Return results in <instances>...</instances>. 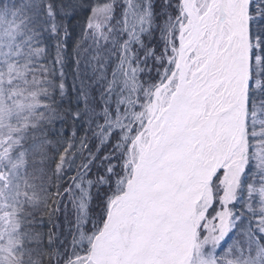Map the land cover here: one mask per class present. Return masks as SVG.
Here are the masks:
<instances>
[{
  "label": "snow or ice",
  "instance_id": "6c2138e0",
  "mask_svg": "<svg viewBox=\"0 0 264 264\" xmlns=\"http://www.w3.org/2000/svg\"><path fill=\"white\" fill-rule=\"evenodd\" d=\"M0 264H264V0H0Z\"/></svg>",
  "mask_w": 264,
  "mask_h": 264
},
{
  "label": "trees",
  "instance_id": "16d2710c",
  "mask_svg": "<svg viewBox=\"0 0 264 264\" xmlns=\"http://www.w3.org/2000/svg\"><path fill=\"white\" fill-rule=\"evenodd\" d=\"M85 2H87V0H85ZM93 2H95V0H93ZM80 22H81V17L78 16L75 20L72 21V24L75 26V25L79 24ZM76 31L79 32L78 27L76 28Z\"/></svg>",
  "mask_w": 264,
  "mask_h": 264
}]
</instances>
